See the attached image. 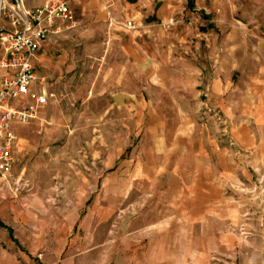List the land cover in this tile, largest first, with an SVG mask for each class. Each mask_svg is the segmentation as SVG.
<instances>
[{
  "label": "rangeland",
  "instance_id": "1",
  "mask_svg": "<svg viewBox=\"0 0 264 264\" xmlns=\"http://www.w3.org/2000/svg\"><path fill=\"white\" fill-rule=\"evenodd\" d=\"M113 1L47 47L0 264H264V0Z\"/></svg>",
  "mask_w": 264,
  "mask_h": 264
},
{
  "label": "built area",
  "instance_id": "2",
  "mask_svg": "<svg viewBox=\"0 0 264 264\" xmlns=\"http://www.w3.org/2000/svg\"><path fill=\"white\" fill-rule=\"evenodd\" d=\"M73 22V13L62 0L35 9L26 8L25 0H0V70L9 72L0 84L1 178L16 163L14 128L30 123L49 102L32 66L35 55L51 35Z\"/></svg>",
  "mask_w": 264,
  "mask_h": 264
},
{
  "label": "crops",
  "instance_id": "3",
  "mask_svg": "<svg viewBox=\"0 0 264 264\" xmlns=\"http://www.w3.org/2000/svg\"><path fill=\"white\" fill-rule=\"evenodd\" d=\"M101 1L103 4L110 2V0H101ZM63 2H65V1H63ZM68 3H69V5L67 3L66 4L69 7L71 6V8H73L72 10H74L76 13L80 11V13L83 16L90 17V19L99 23L100 29H103V31H106V30L108 31L109 29H111V28H109L110 25H109V27H108V25L106 26L107 17H106V14L104 13V10L102 8L103 4L100 1H98V0H69ZM117 3H121V1L120 0H114L112 3V7H111V16H113L114 18L116 17L115 18L116 20H118V18H120L116 12V10H117L116 4ZM25 6L28 8V6L26 5V0H25ZM123 27H124L123 25H122V27H118V28L112 27V28H114L112 30V33L114 30L116 32L118 30L123 29ZM63 29H66V28H63ZM63 29L58 31L56 34L51 35L48 38V40L39 47V49L35 55V58L32 62V66H33V69L36 73V76L42 84L41 91L44 93H46L45 84H46V82H48V77L50 75V71H48V69H47L48 66L46 65L47 63L45 61V57H46L45 54L47 51V47L50 46L49 45L50 42H52L54 39L63 37L61 35V32H63ZM109 31H111V30H109ZM8 74H9V72L0 70V84H1V80L5 76H8ZM261 208L264 209V203L262 204Z\"/></svg>",
  "mask_w": 264,
  "mask_h": 264
}]
</instances>
